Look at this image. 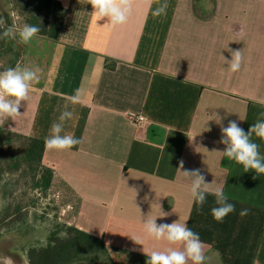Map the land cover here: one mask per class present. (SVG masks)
I'll use <instances>...</instances> for the list:
<instances>
[{
    "label": "crops",
    "instance_id": "0c3cea01",
    "mask_svg": "<svg viewBox=\"0 0 264 264\" xmlns=\"http://www.w3.org/2000/svg\"><path fill=\"white\" fill-rule=\"evenodd\" d=\"M57 1L66 13L58 38L20 43L17 62L40 67L41 79L22 115L3 126L44 141L79 90L62 135L80 144L42 155L57 222L102 238L113 264H145L131 237L146 252L167 248L143 230L162 210L170 215L157 224L179 220L199 234L207 264H264V175L228 161L219 143L229 121L247 132L264 120V0H168L167 15L155 18L156 0H133L118 26L90 4ZM235 51L243 60L233 73L225 61ZM129 113L146 123L134 125ZM252 139L264 154V141ZM181 160L235 205L223 222L211 215V195L198 210Z\"/></svg>",
    "mask_w": 264,
    "mask_h": 264
},
{
    "label": "clouds",
    "instance_id": "9594fccd",
    "mask_svg": "<svg viewBox=\"0 0 264 264\" xmlns=\"http://www.w3.org/2000/svg\"><path fill=\"white\" fill-rule=\"evenodd\" d=\"M80 4H90L92 13L100 19L108 18L112 26L123 25L128 21L132 12L133 0H78ZM157 6L151 9V15L161 17L167 15L168 0H156ZM151 4V0H149ZM3 22L0 21V26ZM40 33V27L25 23L22 27L10 26L3 31L2 37L16 39L24 45L29 44ZM232 59L228 63L229 71L238 72L242 65L241 51L231 53ZM42 69L38 66H23L17 62L15 67H9L0 71V127L4 121L21 116L19 109L22 102H27L32 87L41 79ZM68 103L60 114L58 122H54L50 128V135L45 137L44 144L48 150H70L80 144V139L73 134H63L64 122L72 118L73 113L68 109V104L81 102V95L77 89L72 95L67 96ZM218 123L220 118L218 117ZM208 130V129H207ZM253 136L264 141V120H258L245 132L236 121H229L227 127L221 126V139L219 143L225 145L221 152L228 161L242 165L244 172L254 171L257 176L264 175V154L260 152V145L253 141ZM219 152V151H218ZM178 172L190 181V195L198 210L202 209L209 195L214 197L215 207L211 209V215L217 222H223L224 218L235 211V205L229 202L228 196L222 187H212L207 183L200 169H184V162H179ZM255 178V177H254ZM170 213L161 210V214L143 222V230L146 237L155 241H166L168 247L163 250H144V240L139 237H131L138 245H142V251L146 255L145 264H207L204 253V243L198 233L188 227L187 222L173 221L172 223L157 224V217L165 218ZM241 216L247 215V209L240 212ZM66 238V233L61 234Z\"/></svg>",
    "mask_w": 264,
    "mask_h": 264
},
{
    "label": "trees",
    "instance_id": "16d2710c",
    "mask_svg": "<svg viewBox=\"0 0 264 264\" xmlns=\"http://www.w3.org/2000/svg\"><path fill=\"white\" fill-rule=\"evenodd\" d=\"M17 20V27L25 23L40 27L38 37L55 40L58 38L65 20V9L57 0H4ZM14 144L18 146L12 149ZM13 150L6 155L5 152ZM44 141L0 127V178L10 171V164L24 161L31 168L39 169L38 186L47 194L52 171L42 164ZM15 158V159H14ZM34 178V177H33ZM10 184V181L8 182ZM14 214V213H13ZM12 214V216H13ZM1 220L7 217L0 213ZM66 233V238L61 234ZM27 264H79L97 263L107 260L113 264L102 241L89 233L56 223L49 242L43 247H31L26 251Z\"/></svg>",
    "mask_w": 264,
    "mask_h": 264
},
{
    "label": "rangeland",
    "instance_id": "374dc122",
    "mask_svg": "<svg viewBox=\"0 0 264 264\" xmlns=\"http://www.w3.org/2000/svg\"><path fill=\"white\" fill-rule=\"evenodd\" d=\"M9 9V5L0 0L4 31L12 25L17 26L16 17ZM20 48L17 39L3 38L0 45V71L13 67ZM17 146L14 144L12 149L15 150ZM12 149L5 154L12 153ZM39 177V169L30 168L26 162L19 161L18 164L12 162L10 171L3 173L0 178V213L7 214L2 220L0 215V264H26L25 254L29 248L43 247L49 242L57 223V211L51 194L47 192L44 195L38 186ZM79 264L108 262L101 259L97 263Z\"/></svg>",
    "mask_w": 264,
    "mask_h": 264
},
{
    "label": "built area",
    "instance_id": "2783aa9c",
    "mask_svg": "<svg viewBox=\"0 0 264 264\" xmlns=\"http://www.w3.org/2000/svg\"><path fill=\"white\" fill-rule=\"evenodd\" d=\"M128 117L136 126H143L146 123V118L142 114L129 113Z\"/></svg>",
    "mask_w": 264,
    "mask_h": 264
},
{
    "label": "flooded vegetation",
    "instance_id": "af4514ba",
    "mask_svg": "<svg viewBox=\"0 0 264 264\" xmlns=\"http://www.w3.org/2000/svg\"><path fill=\"white\" fill-rule=\"evenodd\" d=\"M0 21H3V18H2V15L0 14ZM3 26V25H2ZM5 29H4V26H3V31H4ZM2 42H3V39H2ZM2 44V43H1ZM21 49H22V47L20 48V52H19V54H18V58H17V60H16V62L14 63V65H13V67L15 66V64L17 63V61H18V59H19V57H20V54H21ZM26 264H27V262H26Z\"/></svg>",
    "mask_w": 264,
    "mask_h": 264
},
{
    "label": "water",
    "instance_id": "95a60500",
    "mask_svg": "<svg viewBox=\"0 0 264 264\" xmlns=\"http://www.w3.org/2000/svg\"><path fill=\"white\" fill-rule=\"evenodd\" d=\"M3 34V26H0V37H2ZM2 43V39H0V45Z\"/></svg>",
    "mask_w": 264,
    "mask_h": 264
}]
</instances>
